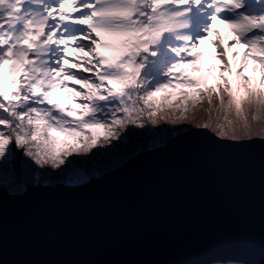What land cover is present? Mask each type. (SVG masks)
I'll list each match as a JSON object with an SVG mask.
<instances>
[{"label":"snow or ice","instance_id":"snow-or-ice-1","mask_svg":"<svg viewBox=\"0 0 264 264\" xmlns=\"http://www.w3.org/2000/svg\"><path fill=\"white\" fill-rule=\"evenodd\" d=\"M218 20L234 32L230 44L247 46L245 60L264 66V0H0V69L10 62L0 76V173L20 165L39 174L37 183L47 176L82 181L89 161L138 129L183 121L205 101L210 119L201 131L219 142H264V74L254 83L243 64L235 88L225 76L219 86L198 87V95L182 91L175 105L171 94L157 96L199 85L184 70L196 66L213 33L222 67L231 68ZM62 90L82 101L79 108L54 99ZM87 126L106 129L107 144L98 146ZM57 131L85 135L57 147Z\"/></svg>","mask_w":264,"mask_h":264},{"label":"water","instance_id":"water-1","mask_svg":"<svg viewBox=\"0 0 264 264\" xmlns=\"http://www.w3.org/2000/svg\"><path fill=\"white\" fill-rule=\"evenodd\" d=\"M202 128L80 184L0 187V264H264V142Z\"/></svg>","mask_w":264,"mask_h":264},{"label":"rangeland","instance_id":"rangeland-1","mask_svg":"<svg viewBox=\"0 0 264 264\" xmlns=\"http://www.w3.org/2000/svg\"><path fill=\"white\" fill-rule=\"evenodd\" d=\"M215 26L220 30V37L223 39L224 48L227 50V59H228V61L231 64V68L230 69H225L227 71H230V74H229L230 76L228 75L229 76V78H228L229 82L232 83L234 88L236 87V85L239 82H242L241 81V75L240 76L238 75L239 73L237 71V63L241 62V61H251L252 62L251 64H253L254 67L251 70L246 71V72H249L246 75L249 74L252 77L253 82L254 83H258L261 75L264 74V66H262L259 63V61L254 60L251 57H248L247 60H245L244 53L247 50V46L245 44H243V43L230 44V41L232 39H234V37H235V34L232 31L230 26L221 23L219 20L216 21V25ZM215 39H216V33H213L210 37L205 39L201 43L200 48L198 49L202 53V56L197 61L196 66L193 67V66L189 65L184 70L185 74L187 76H189V77H191L193 79L199 80L200 81V83H199L200 85L204 84L203 85L204 88L213 87V86H219L220 84L223 83V81L222 80L220 81L219 79L217 81H212L211 80V73L207 71V70L210 71V69H212L213 71H216V70H219V69H224L222 67L223 61L220 58L219 50L217 49L216 44L213 43V41ZM81 55H82V53H81ZM236 61H238V62H236ZM9 66H10V62L6 63V67L3 70L2 76L5 74V72H6V70L8 69ZM73 84H74V82H71L69 86L71 87ZM192 86L193 85H191V84H178L175 88H169V89H166L162 93H158L157 96L158 97H163V96H165L167 94H171L169 96L168 102H170L173 105H175V104H178L181 99H183V97L180 95V93L182 91L187 92L190 95H192V89H191ZM171 90H174V91L171 92ZM61 96L64 97V103L65 104H67L69 100H72L73 106L75 108H79L80 104L82 103L81 100L72 99V97L69 95V93L66 90H62L61 92H58L54 99L59 100L61 98ZM214 103H216L215 100H214ZM207 108H208V105H207L206 101L202 102L200 104H197L195 106V108H191L190 107V111L188 113V117H187V119H185L183 121L195 122L194 120H196L195 116L197 114V110L198 109L199 110L200 109H206V111H207ZM162 111L172 112V111H175V110H174V108L173 109H168V108H164L162 106ZM72 115L73 116H78V115H80V113L74 111L72 113ZM177 123L178 122L173 123L171 121H167V123H165V124L160 122V123H158L156 125H146V127H150L151 128L150 131L143 132L142 130L138 129L136 134L133 135L135 137L133 141H131V139H129V141H127L125 144L121 145L120 148H118L116 151H114L112 153L115 154V152H117V153L124 154L125 152L129 151L132 147H137L138 151H141L140 147H142V145L144 143H146V141H148L149 143H153L152 147L159 146L158 144H156L158 141L156 142L154 140V135L157 134L160 137H164L165 133L167 131L166 127L167 128L168 127H175L177 125ZM204 125H195V127L204 126ZM87 127L96 136L98 146L107 144V142L103 139V137L107 134L106 133V129H104L102 126H97L99 129L96 131V134H95L94 126H87ZM129 127H134V126L130 125ZM191 128H194V127L185 126L182 131H185V130H188V129H191ZM61 133L65 134V136H63V137L55 136V137H57V141H58L57 142V147H65V146H67V144L76 143L78 141L79 136L85 135L84 133H74V134H69V133H66V132H61ZM176 133H179V132H175L174 135ZM109 155H110V153L105 155V156L97 157V158H95V159H93V160H91V161H89L87 163L86 171H87V174L89 175V177H87L86 179H84L82 181H78V182H73V181L68 180L66 178V176H61L60 181L57 182V183L80 184V183L85 182L89 178L101 175L104 172H102V170H100L99 166L102 163H104L105 159ZM115 155L116 156H114V157H117V154H115ZM111 163H113V162H111ZM45 167H48V166H45ZM116 167H114V168H116ZM37 175H39V174L36 173L35 177ZM42 183L51 184L48 181L42 182V180H40L37 183L35 179H34V182L29 183V184H42ZM211 264H216V263H211ZM239 264H241V263H239Z\"/></svg>","mask_w":264,"mask_h":264},{"label":"trees","instance_id":"trees-1","mask_svg":"<svg viewBox=\"0 0 264 264\" xmlns=\"http://www.w3.org/2000/svg\"><path fill=\"white\" fill-rule=\"evenodd\" d=\"M238 62V61H236ZM251 61H241L237 63V71L240 68V66L243 64L245 65V75L251 70L254 66L253 64H251ZM6 67V64L4 66V69ZM4 69H0V76H2L3 70ZM208 72L211 73V80L212 81H217L218 79L221 81L222 77H228L229 78V74L230 71H227L225 69H219L216 71H213L212 69L207 70ZM212 71V72H211ZM229 75V76H228ZM240 76V74H238ZM249 75V74H248ZM250 76V75H249ZM223 81V80H222ZM204 85V84H203ZM203 85H193L191 87L192 89V94H196L197 93V88L198 87H204ZM174 90H171V92H173ZM212 116H215V112L212 113ZM196 120H194L195 122H186V121H180L177 123V125L175 127H166V133L164 137H160L157 134L154 135V140L157 142L156 144L158 145H162L164 144L170 137H172L174 135L175 132H180L183 130V128L185 126H189V125H204L206 124L209 119V113L206 111V109H198L197 110V114L195 116ZM162 123H167V121L162 120ZM99 128L97 126H94V130H95V134L96 131ZM94 132V131H93ZM54 136H60L63 137L65 136V134L61 133V132H54L53 133ZM134 136L131 137V141L134 140ZM153 143H149L148 141H146V143H144L142 145L141 150H145L148 149L150 147H152ZM21 151H23L21 149ZM138 151L137 147H132L129 151L125 152L124 154L121 153H117L115 152V154H117V157L115 154L110 153V155L105 159L104 163H102L99 168L100 170H102V172H106L108 170H111L112 168L122 164L123 162H125L131 155H133L135 152ZM113 162V163H111ZM49 167V169L51 170V165H46ZM54 171V170H53ZM35 175L36 172L35 171H31L29 169H26V167L20 166V165H15L12 167H6L2 173H0V187H4L6 188V190L12 194H16V193H21L25 187L29 184L34 182L35 179ZM61 176H47L44 177V179H42V182H50L51 184H56L57 182L60 181ZM216 264H239L237 262H216ZM243 264V263H242Z\"/></svg>","mask_w":264,"mask_h":264}]
</instances>
